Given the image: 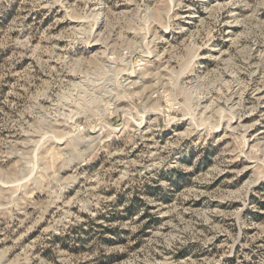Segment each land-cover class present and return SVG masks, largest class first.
Wrapping results in <instances>:
<instances>
[{
    "label": "rangeland",
    "instance_id": "1",
    "mask_svg": "<svg viewBox=\"0 0 264 264\" xmlns=\"http://www.w3.org/2000/svg\"><path fill=\"white\" fill-rule=\"evenodd\" d=\"M0 264H264V8L0 0Z\"/></svg>",
    "mask_w": 264,
    "mask_h": 264
},
{
    "label": "clouds",
    "instance_id": "2",
    "mask_svg": "<svg viewBox=\"0 0 264 264\" xmlns=\"http://www.w3.org/2000/svg\"><path fill=\"white\" fill-rule=\"evenodd\" d=\"M255 6L264 8V0H255ZM249 7H253V5H249ZM194 58V57H193ZM71 179V178H70ZM160 183L167 187L166 183L164 181H160ZM176 239H179V237H176ZM6 255V253H5Z\"/></svg>",
    "mask_w": 264,
    "mask_h": 264
}]
</instances>
